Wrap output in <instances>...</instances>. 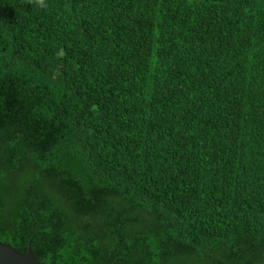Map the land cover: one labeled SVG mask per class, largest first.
<instances>
[{"label":"trees","instance_id":"1","mask_svg":"<svg viewBox=\"0 0 264 264\" xmlns=\"http://www.w3.org/2000/svg\"><path fill=\"white\" fill-rule=\"evenodd\" d=\"M0 242L264 264V0H0Z\"/></svg>","mask_w":264,"mask_h":264},{"label":"water","instance_id":"2","mask_svg":"<svg viewBox=\"0 0 264 264\" xmlns=\"http://www.w3.org/2000/svg\"><path fill=\"white\" fill-rule=\"evenodd\" d=\"M0 264H42L37 261L31 246L26 253L17 252L9 244L0 242Z\"/></svg>","mask_w":264,"mask_h":264}]
</instances>
